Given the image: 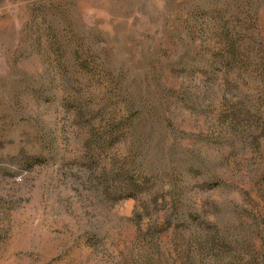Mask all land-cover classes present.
<instances>
[{
    "label": "rangeland",
    "instance_id": "obj_1",
    "mask_svg": "<svg viewBox=\"0 0 264 264\" xmlns=\"http://www.w3.org/2000/svg\"><path fill=\"white\" fill-rule=\"evenodd\" d=\"M0 264H264V0H0Z\"/></svg>",
    "mask_w": 264,
    "mask_h": 264
},
{
    "label": "trees",
    "instance_id": "obj_2",
    "mask_svg": "<svg viewBox=\"0 0 264 264\" xmlns=\"http://www.w3.org/2000/svg\"><path fill=\"white\" fill-rule=\"evenodd\" d=\"M256 17L258 16L256 15ZM203 18L211 19L213 22L220 24L225 31H232V24H235L237 21L236 15L234 14L230 6L218 9L213 14H210L208 16L206 15ZM222 40L226 41L229 44V51L224 55H220L214 58L216 60H213V64L221 69V72L224 75L225 82L227 84L233 78V72L229 68L230 59L228 56H236V49L239 47V42L241 41V39L240 37H238V35L233 34V32H230L229 34L222 35ZM77 69L80 75H86L93 78L96 77L98 74H109V70L103 65L96 63L95 60L92 64L82 63L77 67ZM113 80L114 83L112 85L120 88L121 84H119L117 79L114 77ZM136 120L137 119L133 118L132 124L134 126ZM125 122L127 121L125 120V118H123L121 121H115L105 125H100L99 129H95V125L92 124L90 125L92 129V136L95 137L96 142L106 144V146L108 145V148H111L117 144H121L125 140L124 134L125 129L127 128ZM33 159V161H30L32 166L42 165L46 162L45 159L39 157H33ZM135 180L136 181H133L134 183L132 185L127 183L126 187L131 192L129 194L123 195V199L136 198V191L140 190L143 186H146L147 182L149 181L147 179V174L145 173V171H138V177Z\"/></svg>",
    "mask_w": 264,
    "mask_h": 264
}]
</instances>
